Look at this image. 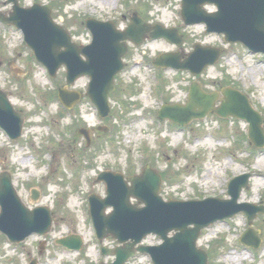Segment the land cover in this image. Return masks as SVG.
<instances>
[{
	"label": "rangeland",
	"instance_id": "374dc122",
	"mask_svg": "<svg viewBox=\"0 0 264 264\" xmlns=\"http://www.w3.org/2000/svg\"><path fill=\"white\" fill-rule=\"evenodd\" d=\"M8 1L0 0V12L6 16L13 9ZM19 4L23 8L51 6L54 21L80 46L92 42L88 19L112 21L124 31L135 14L149 24L177 28L184 42L180 50L163 38L147 39L141 45L128 41L127 68L116 78L111 115L102 120L85 96L89 77L68 86L66 67H62L52 79L24 43L22 32L0 23V90L26 119L23 137L17 141L0 129V174L10 171L23 202L30 208H51L54 219L49 234H34L20 244L9 242L0 233V264H30L32 260L37 264L111 263L114 258L103 257L100 248L115 247L117 242L109 237L99 243L88 203L90 194L106 197V185L97 182L106 170L129 177L151 165L164 177L161 195L166 201L230 199L228 181L251 173L250 188L243 190L240 202L264 205V148L250 144L246 121L210 113L192 121L183 132L185 128L157 117L167 103L186 105L191 84L199 82L207 93L221 92L227 83L232 84L230 87L245 94L264 118L262 54H251L242 44L227 43L221 34L207 33L204 24L185 26L182 0H19ZM205 10L213 13L217 7L208 4ZM195 44L221 48L223 57L199 76L153 66L160 54L179 50L189 54ZM62 88L83 93L72 110L63 109L58 97ZM220 105L218 100L216 107ZM99 126H107L109 131L98 132ZM82 128L92 131L90 145L79 133ZM33 189L41 192L38 203L31 200ZM247 228L246 216L238 214L203 230L198 246L209 253V264H264V215L259 214L252 227L262 238L259 249L241 244ZM71 235L84 239L80 252L56 244ZM161 242L151 236L144 244ZM128 264L152 261L148 255L138 254Z\"/></svg>",
	"mask_w": 264,
	"mask_h": 264
},
{
	"label": "water",
	"instance_id": "95a60500",
	"mask_svg": "<svg viewBox=\"0 0 264 264\" xmlns=\"http://www.w3.org/2000/svg\"><path fill=\"white\" fill-rule=\"evenodd\" d=\"M8 2L13 4V12L10 16L0 12V22L22 30L37 60L48 68L52 77H56L63 65L67 68L69 85L83 76H89L91 82L87 96L102 118L110 114V95L115 90V77L125 68L123 57L128 52L125 41L140 45L147 38H166L179 47L183 45V37L178 35L177 29L148 24L135 14L132 24L125 31L118 30L113 22L88 19L86 26L93 34V42L80 47L72 42L70 34L62 26L54 22L51 6L35 4L31 8H22L19 0ZM206 3L215 4L218 12L207 13L203 8ZM182 17L186 26L204 23L208 33L224 34L229 43H242L254 53H264V0H183ZM222 54V49L196 44L186 58L182 52L166 53L160 55L154 64L162 68L189 70L199 75L207 67L215 65ZM222 94V104L215 108L220 94L206 93L195 82L191 86L188 105L165 106L159 117L182 126L195 119H203L209 113L222 118L236 117L250 124V140L257 148H264L261 114L241 92L226 88ZM59 98L65 106L72 108L81 99V94L61 89ZM24 122V113L15 111L8 94L0 90L1 128L12 140H18L22 136ZM99 130L107 132L108 128L101 127ZM80 133L90 145L89 132L81 130ZM250 178V174H245L230 182L229 200L208 198L166 202L160 194L162 177L150 166L140 175L127 180L120 173L102 172L98 182L106 183L107 197L90 196L91 218L101 242L112 236L120 244L114 249L103 247V254L115 256L111 264H126L138 252L150 255L154 264H209L208 253L198 248L204 229L239 213L247 217L251 226L258 214L264 215L263 205L239 203L243 189L250 188ZM31 199L38 202L39 192L33 191ZM132 199L137 202L133 204ZM141 204L144 206L139 207ZM0 206V231L12 243H21L35 233L46 235L51 231V210L44 206L33 210L28 208L13 184L10 172L0 174ZM109 208L113 211L107 215ZM149 235L159 236L164 243L139 246ZM242 243L259 248L261 240L257 232L249 229L244 233ZM57 244L76 251L83 248V240L79 236L60 239Z\"/></svg>",
	"mask_w": 264,
	"mask_h": 264
},
{
	"label": "bare ground",
	"instance_id": "6f19581e",
	"mask_svg": "<svg viewBox=\"0 0 264 264\" xmlns=\"http://www.w3.org/2000/svg\"><path fill=\"white\" fill-rule=\"evenodd\" d=\"M232 259L235 260V258H231V260H232ZM242 259H245V258H242ZM239 260H240V258H239Z\"/></svg>",
	"mask_w": 264,
	"mask_h": 264
}]
</instances>
